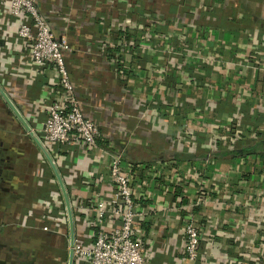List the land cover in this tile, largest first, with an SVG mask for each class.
Segmentation results:
<instances>
[{
	"label": "crops",
	"instance_id": "crops-1",
	"mask_svg": "<svg viewBox=\"0 0 264 264\" xmlns=\"http://www.w3.org/2000/svg\"><path fill=\"white\" fill-rule=\"evenodd\" d=\"M37 3L54 36L72 46L67 69L101 131L90 153L48 148L65 184L77 182L72 193H110L103 181L83 183L105 180L103 149L119 152L140 171L133 190L144 214L135 229L146 264H264V0ZM16 27L0 7V85L39 133L59 97L58 77L22 55ZM235 120L241 137L229 140ZM29 151L14 156V174L24 154L42 158ZM42 160L46 168L36 162L33 172L39 188L44 177L55 180ZM37 196L23 202L10 179L0 182V264H51L44 228L67 219L59 208L39 210L51 195ZM190 219L201 233L194 261L182 254Z\"/></svg>",
	"mask_w": 264,
	"mask_h": 264
},
{
	"label": "built area",
	"instance_id": "built-area-1",
	"mask_svg": "<svg viewBox=\"0 0 264 264\" xmlns=\"http://www.w3.org/2000/svg\"><path fill=\"white\" fill-rule=\"evenodd\" d=\"M3 6L9 8V15L17 22L15 34L20 41L22 55L27 53V58L36 66L49 65L58 77L59 97L47 108L39 133L33 129L35 134L47 150L52 145H72L90 153L98 147L101 131L99 125L83 111L67 69L66 55L73 51L72 46L67 39L54 36L37 0H0V7ZM122 41L126 47L123 38ZM240 128L236 120L231 122L227 127L228 139H239ZM103 152L108 156L105 180L98 175L93 181L88 179L84 182L83 187L103 181L110 186V193L102 194L95 190L90 197L83 198L72 193L77 186L76 181L66 185L75 230L74 264H146L142 240L136 236L135 229L136 222L144 214L133 190V185L141 181L138 176L140 171L121 153L106 149ZM41 205L44 206L39 209L42 212L48 209L46 202ZM59 209H63L60 214L67 219L64 206ZM58 223L60 225L55 228L44 230L63 234L66 225L67 236L68 223ZM183 229L185 241L182 254L184 259L194 261L198 255L200 230L192 219L185 222ZM239 264L251 263L241 260Z\"/></svg>",
	"mask_w": 264,
	"mask_h": 264
},
{
	"label": "rangeland",
	"instance_id": "rangeland-1",
	"mask_svg": "<svg viewBox=\"0 0 264 264\" xmlns=\"http://www.w3.org/2000/svg\"><path fill=\"white\" fill-rule=\"evenodd\" d=\"M4 104L5 103L0 96V114L2 112L6 111L4 108V106H5ZM2 114L0 115V135L5 136V139L8 140L9 142H11V143L13 142V152L17 157L18 152L23 154V152H25V150H26V148H25V146H27L25 144L26 138H27L26 133H21L22 135L18 137L17 134H20V131L18 130V128L15 130H12V128L14 127V125L12 123H9V124L5 123L4 124L2 122V118H1ZM7 115L10 116L9 113H7V111H6L3 114V116L6 118V117H8ZM8 131L9 132L11 131L12 134H8ZM28 137H29V135H28ZM32 151L34 154L39 153V151L36 150L38 152L37 153L35 151V149H32ZM41 156H42V158H44L43 155H41ZM35 157H37L36 161H35ZM42 158L38 157L37 155L33 156L31 154H30V158H29V156H26V154H24L25 162L17 165V168H18L20 174L18 172H17V174H14V170L12 169L14 162L12 163V168H11L10 173H9V175H11V176L9 177V179L11 180V186H12V189L14 190L15 194L18 193V194L23 196V202H29L30 196L35 194L36 190H39V187H37V183L34 182V173L33 172L35 169L36 162H41V164H42L41 168H44V167L46 168V165L44 164V161L42 160ZM46 164H47V162H46ZM41 175H43V174H41ZM35 177H37V175ZM38 179H39V177H38ZM50 179H53V178L48 177V179H47L48 181H46V177H44L43 179L40 180L41 183H38V185L41 186L42 190H45V191L49 190V192H51V193H48L51 195V198L49 200H43L42 199V202H46L48 205V209L44 210L45 213L50 212L54 208H60V207L63 208V206H64L63 201H61V199H60V195H59L60 190L58 188L57 183L54 180L51 181ZM50 182H51V184H50ZM48 194H47V196H48ZM47 196H45V197H47ZM37 203L40 204V202H38V201H37ZM60 210H63V209H60ZM48 214H50V213H48ZM60 217H62V216L59 213L58 219ZM58 222H59V220H58ZM38 260L41 261L40 259H38Z\"/></svg>",
	"mask_w": 264,
	"mask_h": 264
},
{
	"label": "flooded vegetation",
	"instance_id": "flooded-vegetation-1",
	"mask_svg": "<svg viewBox=\"0 0 264 264\" xmlns=\"http://www.w3.org/2000/svg\"><path fill=\"white\" fill-rule=\"evenodd\" d=\"M5 106H4V108L7 111V113H9L10 116L7 115L8 117L5 118L3 116V114L6 111L2 112L3 113V114L1 113L2 114V116H1L2 122L4 124L5 123H7V124L12 123L14 125L12 130H15L18 128V130L21 133H26L27 138H26L25 144L27 146H25V148L30 149V151H29V153H30L32 151V149H34V147L37 148L36 145L34 144L32 139L28 137L27 132L21 126L19 121L15 118L12 111L9 108H7V106L6 107ZM21 133H20V135H22ZM31 155H32V153H31ZM14 156H15V154L13 152V142L11 143L6 139L5 140L0 139V182L6 181V183H7V181H9V177L11 176V175H9V173H10L9 170L12 168ZM29 157H30V155H29ZM6 191H7V189H6ZM64 226L65 227H64V233L63 234H60V233L55 234V233L49 232V231L45 232V242H46V244H48V247H46L45 256L51 260L50 261L51 264H59L58 263L59 259H61L63 261L66 259V261H67L68 252H69V230H68V235L66 236V225H64ZM74 235H75V230H74ZM38 254L40 255L41 252L39 251Z\"/></svg>",
	"mask_w": 264,
	"mask_h": 264
},
{
	"label": "water",
	"instance_id": "water-1",
	"mask_svg": "<svg viewBox=\"0 0 264 264\" xmlns=\"http://www.w3.org/2000/svg\"><path fill=\"white\" fill-rule=\"evenodd\" d=\"M0 96L3 99L5 105L12 111L15 118L19 121L21 126L25 129L29 137L32 139L37 149L43 155V157L45 158L46 162L48 163L54 175L55 181L60 190L63 205H64L66 215H67V223H68V230H69V252H68V258H67L66 264H74V254H73L74 221H73V215H72V210H71V200H70V196H69L66 184L52 156L50 155L46 147L43 145L41 140L38 138V136L35 134V132L32 130L31 126L29 125L28 121L26 120L22 112L12 102V100L9 98V96L7 95V93L2 88L1 85H0Z\"/></svg>",
	"mask_w": 264,
	"mask_h": 264
},
{
	"label": "trees",
	"instance_id": "trees-1",
	"mask_svg": "<svg viewBox=\"0 0 264 264\" xmlns=\"http://www.w3.org/2000/svg\"><path fill=\"white\" fill-rule=\"evenodd\" d=\"M243 147H246V146H243ZM235 151H237V150H235ZM243 152L244 151V149H240V151L239 152ZM245 151H246V153H247V151H248V149H245ZM244 151V152H245ZM234 153H237V152H234ZM238 154V153H237ZM38 193H39V196H37L38 198H44L45 196H47V194L48 193H50L49 192V190H42L41 188H39V190H38ZM45 200V199H44Z\"/></svg>",
	"mask_w": 264,
	"mask_h": 264
}]
</instances>
